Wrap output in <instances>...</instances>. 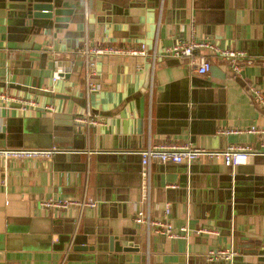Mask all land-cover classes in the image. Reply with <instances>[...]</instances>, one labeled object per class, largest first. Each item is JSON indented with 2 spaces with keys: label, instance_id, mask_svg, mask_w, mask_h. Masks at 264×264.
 Returning <instances> with one entry per match:
<instances>
[{
  "label": "crops",
  "instance_id": "0c3cea01",
  "mask_svg": "<svg viewBox=\"0 0 264 264\" xmlns=\"http://www.w3.org/2000/svg\"><path fill=\"white\" fill-rule=\"evenodd\" d=\"M66 1L77 12L47 29L26 23L16 1L0 0V89L13 97L0 98V147L57 149L0 156V264H264L261 138L223 133L264 127V106L248 92L253 85L264 95V0ZM84 37L100 47L143 44L147 54L92 55L90 76L100 88L86 92L77 52ZM190 37L242 50L250 61L232 72L206 49L192 64L162 53ZM55 67L64 72L52 80ZM19 97L33 98L37 107H23ZM86 103L99 124L76 120ZM186 141L253 151L233 166L219 158L152 160L146 207L137 151ZM46 197L96 202L54 209L39 204ZM136 207L174 228L185 226L186 236L147 233L132 220ZM203 226L215 232H195ZM128 242L132 249L124 248ZM210 248L232 257L209 260Z\"/></svg>",
  "mask_w": 264,
  "mask_h": 264
},
{
  "label": "built area",
  "instance_id": "2783aa9c",
  "mask_svg": "<svg viewBox=\"0 0 264 264\" xmlns=\"http://www.w3.org/2000/svg\"><path fill=\"white\" fill-rule=\"evenodd\" d=\"M206 49L208 52H212L221 57L225 62L227 67L232 72H238L242 66V62H249L250 60L245 57V53L239 49H233L227 46H221L209 39L206 38H194L190 37L189 39H178L173 44L169 45L163 49V54L168 56H174L178 58H184L187 60L188 64H192L193 59L196 55V52ZM77 52L80 55L82 65L85 71L84 78V88L86 92L92 90H98L100 88V83L98 81H93L90 76L95 67V61L91 58L92 55L97 54H127V55H146L147 51L143 44H140L137 48H122L117 46H92L89 43L87 37H84L80 45L77 48ZM151 62L150 67L148 68V81L147 85L150 89L151 87V76L153 71V63L155 54L152 51L150 53ZM200 58L203 57L202 54L196 55ZM139 67V65H137ZM64 69L62 67H55L51 73L52 80H55L63 74ZM248 92L251 97L259 104L264 106V95L262 91L253 86H248ZM0 98L3 100L11 99L13 97L6 94L2 89H0ZM19 104L23 107L26 105L37 107V103L33 98L30 97H19L15 98ZM43 110H52L50 104H43L41 106ZM78 121H83L86 124L95 125L101 122V119L91 113L90 106L88 103L84 105L83 110L80 113V116L75 117ZM250 132L258 134L261 138V147L262 149L258 152L264 153V127H258L250 125L243 129L231 128L223 130V133L230 132ZM57 149L52 146L51 148H4L0 147V156L7 157H34L37 155H50ZM253 150L248 145L242 144H229L222 148L210 149L204 147H198L193 143L186 141L183 143H169V144H147L145 147L139 149V163H140V192L141 198L140 201L146 204L150 200V172L149 164L152 160H155L159 163H180V162H190L194 159L201 157L205 158H219L224 165L233 166L239 163H243L247 160L249 154ZM95 200L89 197L82 198H60V197H46L39 201V204L46 208L54 209H65L71 206H77L82 208L84 206H94ZM167 204L164 209H167ZM132 220L135 223L142 224L146 228L147 233L151 231L163 235L169 238L175 237H185L187 234V229L185 226H180L174 228L171 223L165 218L151 217L148 211H144L140 208H135L132 215ZM215 232L209 227L203 226L196 229L195 232ZM206 257L209 260H229L232 257V251L227 249H208L206 252Z\"/></svg>",
  "mask_w": 264,
  "mask_h": 264
},
{
  "label": "water",
  "instance_id": "95a60500",
  "mask_svg": "<svg viewBox=\"0 0 264 264\" xmlns=\"http://www.w3.org/2000/svg\"><path fill=\"white\" fill-rule=\"evenodd\" d=\"M21 9L23 20L34 26L43 25L47 29L60 27L68 22L71 15L77 12L74 4L66 0H14ZM41 20H44L42 24ZM78 246V245H74ZM84 246V245H83ZM80 247V248H83ZM133 244L128 242L125 249H132Z\"/></svg>",
  "mask_w": 264,
  "mask_h": 264
}]
</instances>
